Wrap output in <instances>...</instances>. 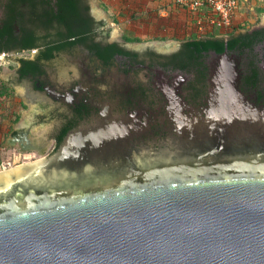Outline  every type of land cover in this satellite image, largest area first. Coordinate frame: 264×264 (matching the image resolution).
Here are the masks:
<instances>
[{"label": "water", "instance_id": "1", "mask_svg": "<svg viewBox=\"0 0 264 264\" xmlns=\"http://www.w3.org/2000/svg\"><path fill=\"white\" fill-rule=\"evenodd\" d=\"M227 68L179 143L135 147L105 113L0 171V264H264V104ZM13 88L27 111L5 145L43 155L53 124L31 126L36 105ZM21 128L30 134L12 139Z\"/></svg>", "mask_w": 264, "mask_h": 264}, {"label": "flooded vegetation", "instance_id": "2", "mask_svg": "<svg viewBox=\"0 0 264 264\" xmlns=\"http://www.w3.org/2000/svg\"><path fill=\"white\" fill-rule=\"evenodd\" d=\"M100 10L95 14L90 0H0V50L16 64L10 84L26 86L23 98L34 101L31 126L53 124L55 150L62 133L63 141L105 113L129 131L135 147L179 143V126L205 121L212 81L229 63L238 89L251 103L264 104V24L202 39L221 47L190 56L183 43L163 52L129 47L113 36ZM25 133L29 129H16L12 139Z\"/></svg>", "mask_w": 264, "mask_h": 264}, {"label": "rangeland", "instance_id": "3", "mask_svg": "<svg viewBox=\"0 0 264 264\" xmlns=\"http://www.w3.org/2000/svg\"><path fill=\"white\" fill-rule=\"evenodd\" d=\"M103 1L105 2V5H104L105 8H103L102 6H99V2H96V0H90L93 12L98 15L99 13L98 9L99 10L101 9L100 11L103 12L102 14L104 16L100 14L101 16L99 15V17L105 18L107 25L111 28L113 36H115V38L116 37L118 38V34L121 35V37L118 38V40H121V42L127 43L129 47H132L134 49H141L143 47H149L156 51L163 52L167 50H172L176 46L186 41L185 35L183 34L177 35L175 33V36H169V35L161 36L156 30L157 25L153 26L152 30L150 29L148 34L145 33L146 30H140V29H135L134 32L131 30L132 31L131 32L128 30L130 29L129 28L130 26L131 28H133L134 25L138 26L139 24H141V25H144V27H146L144 24V21L140 20L141 17L139 16V14L135 13L134 14L135 17L130 15L131 7L128 8V1L131 2V0H103ZM121 1H127V6L125 7L126 4H123V7L126 9V12H125L126 17L127 15L130 16L131 21H132L131 24L133 25H130L128 22H122V23L116 22L115 24L112 23L113 21L112 17L117 15L116 12L120 10ZM257 4L258 3H256L255 0L253 1V3L251 2L248 3V5H250L251 7V10H253V6H257ZM248 18H249L248 21H246L242 26L236 29L237 32L250 29L256 23L264 24V14L258 20L257 18L255 19L253 15L252 16L248 15ZM172 32H173L172 28L167 30L168 34L170 33L172 34ZM10 59H11L10 62H8L7 65H5L2 69H0V89L4 92L2 95L5 96L6 99L8 100V101L6 100L7 109H5L8 115L4 114L5 112L4 110L1 113L2 115L0 114L1 116H4V115L7 116L6 122L4 123L6 124L4 131H7L8 134L5 137V140L8 139L12 131L19 124V122L22 120V118L24 117L27 111V105L24 102V100L21 98V96L18 94V92L10 84L6 83L2 79V75L4 72L15 71L16 64L13 62L12 58ZM54 150H55V142H53V140L51 141L49 147L47 148L46 152L43 155L40 154L36 150L27 151V152L22 150L23 154L26 155L25 159H21L20 154H18V159H16V163L23 164V163H31L34 161L41 160L49 156ZM6 152L7 153L5 154V158H7L8 156H12L13 153L17 154L20 151L19 149L16 148V146H12Z\"/></svg>", "mask_w": 264, "mask_h": 264}, {"label": "built area", "instance_id": "4", "mask_svg": "<svg viewBox=\"0 0 264 264\" xmlns=\"http://www.w3.org/2000/svg\"><path fill=\"white\" fill-rule=\"evenodd\" d=\"M144 1L148 11L154 12L164 19L172 18L179 23L182 26L183 35L188 40L205 39L232 33L249 20L248 15L256 17L254 10L248 11L247 8V3H253L251 0ZM259 1L264 3V0ZM8 58L7 53H0V69L7 65ZM4 148L0 149V171L20 164L16 163L18 154H20L21 159H25L26 155L23 153H13L12 156L5 158L6 151L11 147L5 145Z\"/></svg>", "mask_w": 264, "mask_h": 264}, {"label": "crops", "instance_id": "5", "mask_svg": "<svg viewBox=\"0 0 264 264\" xmlns=\"http://www.w3.org/2000/svg\"><path fill=\"white\" fill-rule=\"evenodd\" d=\"M134 1V2H133ZM123 2H127V1H121L120 3V10L118 12H116L119 15H115L114 16V21L118 22V23H122V22H128L130 25L132 21L130 16L125 15L126 9L123 7ZM118 3V2H117ZM119 4V3H118ZM127 6V3L125 5V7ZM131 7L130 10V15H132L133 17L135 13L139 14V17L141 21H144V24L146 27H144V25L139 24L138 26L134 25L133 28H131V26L129 27L130 29H128L129 31H135V29H140V30H146L145 33L148 34L149 30L153 28V26H156V30L158 31V33L161 36H175V33L177 35L183 34L182 33V26L177 23L176 21H174L172 18L169 19H164L159 17L156 13L148 11L145 1L144 0H131V2H128V8ZM124 10V11H122ZM125 15V16H124ZM128 18V19H127ZM126 19V21H125ZM173 29L172 34H168L167 30L169 29ZM131 31V32H132Z\"/></svg>", "mask_w": 264, "mask_h": 264}, {"label": "trees", "instance_id": "6", "mask_svg": "<svg viewBox=\"0 0 264 264\" xmlns=\"http://www.w3.org/2000/svg\"><path fill=\"white\" fill-rule=\"evenodd\" d=\"M253 2V0H251ZM256 3L257 6H253V10H254V13L256 15L255 18L257 19H260L261 15L264 13V3H260L259 0H256ZM263 5V7H262ZM247 8H248V11L251 10V7L250 5H248L247 3ZM183 47H185V50L188 51V54L190 56L192 55H195L197 54V52H201L203 49H209L211 47H214V48H220L221 47V42L216 40V39H209V40H202V39H189V40H186L185 42H183ZM184 50V51H185ZM0 53H1V50H0ZM4 92L0 89V114L2 113V111L4 110V114L8 115L6 113V110L7 109V99L5 96H3ZM7 100V101H6ZM2 115V114H1ZM1 119H0V149H5L4 146H5V137L7 136L8 132L7 131H4L5 130V125L4 124L6 122V119H7V116L4 115V116H1ZM14 133V132H13ZM64 137V133H62L60 136H59V140L60 142H62V139Z\"/></svg>", "mask_w": 264, "mask_h": 264}]
</instances>
